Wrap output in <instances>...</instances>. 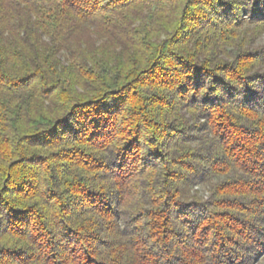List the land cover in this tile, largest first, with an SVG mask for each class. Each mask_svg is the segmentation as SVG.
<instances>
[{"label": "trees", "instance_id": "obj_1", "mask_svg": "<svg viewBox=\"0 0 264 264\" xmlns=\"http://www.w3.org/2000/svg\"><path fill=\"white\" fill-rule=\"evenodd\" d=\"M250 24L264 32V0H0V264L17 245L41 264L264 257L261 205L241 220L182 188L205 161L186 113L211 153L264 178Z\"/></svg>", "mask_w": 264, "mask_h": 264}, {"label": "rangeland", "instance_id": "obj_2", "mask_svg": "<svg viewBox=\"0 0 264 264\" xmlns=\"http://www.w3.org/2000/svg\"><path fill=\"white\" fill-rule=\"evenodd\" d=\"M247 29V32H249V34L252 36L251 38L253 40V48L258 49V51L263 50L264 32L256 33V30L258 29L254 27V24H250ZM261 67L264 69V61L261 64ZM198 115L186 113L185 115L182 114L181 116L185 121V125L183 126V128H190H187L188 133L190 135H193L192 138L187 139L190 140L189 144L193 148H196L200 154L205 156V161L199 168V172L203 173V177L192 176L191 180L185 182L182 185L183 191L185 194H187V198L189 200L192 199L194 201L200 202H208L211 200H217L222 203L226 201H228L229 203L233 202L231 204H235V206L232 209H229L231 213L236 214L241 220H246L247 216H245V214H247V212H252V210H255V208L260 205L261 208H264V195L257 196L251 193L252 191L256 190L257 187L261 188L264 186V178H250L249 176H247L246 170L249 168L247 166L250 165H247V163H243L241 159L238 160V164H243L244 166L247 165L245 166L246 169L241 170L239 168L228 167L227 162L223 157H221V155L223 154L221 153L223 151L221 148L217 153H211L209 150L211 149V146H213L214 142H212L211 140L209 142L204 141V139H202V137L204 138V135L203 133H201L199 127L197 130H195L196 128L194 127V124H201V122H204L205 120L203 117ZM171 123H175V121H172ZM204 127L205 126H203L202 128ZM207 137L211 138L210 136ZM216 155L219 156V158L213 159V157ZM211 156L212 158L208 159V157ZM262 164H264V161L262 162ZM181 172H183L185 176L188 173L193 174L190 170L188 171L187 169L181 170ZM140 182H144V180H140ZM249 182H251L252 184ZM243 187L248 193H239V191L241 192L243 190ZM241 204L242 206H240ZM237 206H240V208ZM260 219L263 221L259 222L257 226L264 228V214H260ZM16 247L20 249L21 255H19L18 258L14 259L16 261L10 262V264H41L38 261L36 263L34 258L27 259L31 255H37L39 253H33L32 251L25 254V251L21 250V247H23V245H17ZM252 264H264V257L258 258Z\"/></svg>", "mask_w": 264, "mask_h": 264}]
</instances>
